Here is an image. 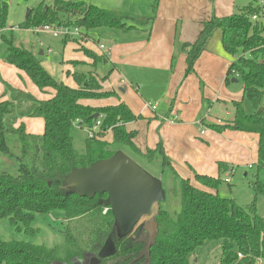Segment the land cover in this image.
Instances as JSON below:
<instances>
[{
    "label": "trees",
    "instance_id": "16d2710c",
    "mask_svg": "<svg viewBox=\"0 0 264 264\" xmlns=\"http://www.w3.org/2000/svg\"><path fill=\"white\" fill-rule=\"evenodd\" d=\"M10 1L0 0V59L24 71L40 91L52 89L55 94L40 99L2 80L6 87L3 96L10 94V98L0 101V157L12 162L13 167L0 170V219H9L17 232L34 237L39 232L33 226L37 214L62 210L63 226L59 230L62 241L54 246L0 237V264H73L88 255L98 256L111 235L116 252L105 257L103 264H193L191 256L209 240H222L218 264H254L264 259V217L258 212L257 197L252 203L241 205L234 198L222 197L218 191L226 182L225 173L235 169L234 166L219 162L218 176L195 172V181L201 185L197 186L190 178L178 175L162 138L155 148L140 149L135 142L137 131L128 130L126 124L143 116L136 115L125 102L101 107L83 104L82 100L106 99L117 92L104 90L101 81L91 73L76 70L71 73L76 87L55 79L38 55L18 46L13 31H6ZM261 1L252 0L228 16L214 14L203 23L196 41L188 47L185 45L188 75L195 72L198 58L207 50L213 35L220 32L223 49L232 59L225 83L229 85L233 78L243 80V101L250 102L251 111L245 109L243 101L234 100V119L229 118L226 123H205L203 119L201 124L219 133L231 129L257 134L255 165L259 172L264 170V5ZM159 3L156 0L155 15L150 17L84 2L54 0L51 6L41 4L33 8L20 26L23 29L46 24L85 27L87 33L82 34L86 36L89 30L97 28L126 33L142 30L150 34ZM63 14L69 17L63 18ZM82 48L96 63L107 61L105 54ZM108 77L103 76L102 82ZM25 118H42L43 132H30ZM98 121L101 124L97 135L88 137L85 151L79 152L74 146L75 126L92 130ZM110 132L112 142L105 139ZM112 143L127 146L148 162L162 158L163 165H168L179 177L181 206L169 211L161 203L156 217L158 234L149 252L146 242L135 239L139 228L125 237L117 235L111 208L98 202L106 193L89 198L63 185L73 167L89 166L112 156L116 152L111 149ZM252 187L257 195L264 193L261 181L252 182Z\"/></svg>",
    "mask_w": 264,
    "mask_h": 264
},
{
    "label": "crops",
    "instance_id": "0c3cea01",
    "mask_svg": "<svg viewBox=\"0 0 264 264\" xmlns=\"http://www.w3.org/2000/svg\"><path fill=\"white\" fill-rule=\"evenodd\" d=\"M249 2V0L243 1L244 4H249ZM241 3V0H160L157 17L150 34L142 30L126 33L109 28L93 29L98 33L96 36L89 35L91 40L88 42H82L79 45L73 41L64 43L62 47L64 49L62 61L66 64L64 82L72 87L77 86L71 74L74 68L70 61L80 60L86 63L93 61L85 55L83 46L94 50L97 54H106L107 61L99 66L104 63L110 65L111 68L103 74H109V77L106 81H101V84L104 90H115L117 95L106 99H86L81 102L94 107L125 102L133 112L137 113L142 109H148L149 106L148 102H145L136 88L132 86V81L137 80L134 79L136 73L132 72L133 68L146 65L143 67L162 71L169 76L166 94L172 97L173 94L178 93V99L181 93V103L178 107L172 106L169 112H162L156 116L150 113L154 115V127L160 124L161 132L158 135L151 133L152 135L146 137L143 143L137 144L139 148L142 150L147 147L155 148L159 139L162 138L165 151L171 158L178 175L190 178L197 186L201 185L195 181V172L218 176L219 162L233 165L235 173L238 167L254 169L259 139L257 134L231 129L219 133L206 126H200L199 122L196 124L194 120L182 121L184 117L195 119L203 105L202 97L209 101L212 98V102L215 101V105L211 104V107L207 109L208 114L205 115V120L213 121L211 123H226L224 116L233 117L232 101L236 99L230 90L231 86L225 83L232 59L224 51L222 43L219 47H212V50L207 48L198 58L195 72L188 75H186L187 50L185 45L196 41L203 23L210 20L214 14L218 17L231 15ZM219 36L221 38V34ZM99 44H105L108 50L102 51ZM198 76L201 78L200 81H204V92L200 86L197 90ZM2 80L13 87L30 91L40 99H49L55 94L52 89H46V92L40 91L24 71L0 59V101L10 97L9 94L3 96L5 85ZM234 83H239V81ZM191 87L196 88L193 93ZM222 94L224 96L221 99L219 97ZM168 103L172 105V101L168 100ZM214 109H218L221 113L212 115L211 110ZM173 114L175 116L169 117ZM165 118L172 120H165ZM174 118L176 119L173 120ZM32 119L34 118L24 119L27 128ZM134 122L126 124L128 130L134 129L132 128ZM43 130L44 127H42ZM193 256L194 254L191 256L192 262Z\"/></svg>",
    "mask_w": 264,
    "mask_h": 264
},
{
    "label": "rangeland",
    "instance_id": "374dc122",
    "mask_svg": "<svg viewBox=\"0 0 264 264\" xmlns=\"http://www.w3.org/2000/svg\"><path fill=\"white\" fill-rule=\"evenodd\" d=\"M73 2H84L87 4H93L99 6L100 8H104L107 10L113 11H122L132 15H141V16H154L155 15V4L156 0H70ZM242 3L238 6H247L252 0H249L248 3H243L244 0H241ZM54 3V0H11L9 15H8V24L10 26L7 27V32L12 30L15 35V42L18 46H24L25 48L33 51L36 55L41 58L42 64L49 70V72L53 75V77L57 80H65V72L66 68L65 62L62 61V57L64 55V46L65 41L77 43V45L82 44V42H88L91 40L90 36H86L82 33H87V29L85 27H74L67 26L71 28H79L80 34L78 36L71 37H63L66 39L64 41L63 38L55 37L51 35L49 32L39 30V27H33L30 29H23L20 25H22L26 20L28 13L33 9L37 8L39 5L43 4L44 7L51 6ZM244 4V5H242ZM63 18L69 17L66 14L62 15ZM72 18V17H71ZM43 26V25H41ZM64 26V25H58ZM17 29L16 31H14ZM98 32L96 30L88 31L89 35H95ZM220 32H216L209 45L208 50H212L213 48L219 47L221 45ZM51 49V52H49ZM44 52V53H41ZM85 53V51H84ZM86 55V54H85ZM106 55V54H105ZM90 57L93 61L91 63H86L80 60L70 61L74 71L77 72H85L91 73L98 80L102 81V77L109 75H103L111 68L110 65L102 64L99 66L102 61L95 62L94 58ZM105 58H108L106 55ZM231 59V58H230ZM142 67L133 68L132 72L136 73L134 79L132 81V86L136 88L138 94L142 97L145 102H148V109H142V111H138L136 115H142L143 118L140 120H135L132 128L137 131L136 136V144H141L146 140V137H150L153 133L157 135L160 134L159 125L155 128L154 125V115L152 116L150 113L161 114L162 112H169L172 109V106H177L181 103V93L179 98L177 99V94L175 93L171 96L166 94V88L169 82V76H167L164 72L158 71L154 68H144ZM104 72V73H103ZM127 74V73H126ZM128 75V74H127ZM199 81L196 84L197 90H199V86L201 90L204 92V81H200V77L198 76ZM68 80V79H67ZM132 80V79H131ZM72 83H74L73 80ZM69 82V80L67 81ZM67 84V83H66ZM227 86H231L230 90L234 93V99L238 101H243V80L239 79V83H230ZM6 88V87H5ZM192 93L195 89L191 87ZM177 91V89H176ZM39 93V92H38ZM40 94V93H39ZM219 94V93H218ZM10 95V94H9ZM224 94L220 95L219 98H223ZM214 97V96H213ZM10 98V97H9ZM203 105L201 110L197 113L195 119H189L188 117L182 118L184 120H194L196 124L201 122L203 119L205 120V115L207 113V109L211 107L210 105H215V101L212 102V98L207 100V98H203ZM168 100L172 101V105H169ZM212 102V103H211ZM244 107L247 111H251V104L247 99L243 101ZM152 105H155L156 108L153 109ZM206 109L204 111V108ZM221 112L218 109L211 110V114L219 115ZM210 114V113H209ZM222 114H226L222 112ZM174 114L169 116L173 117ZM222 118V117H221ZM225 120H228L230 116H224ZM162 123L161 119H159ZM211 120H205V123H211ZM42 118H34L30 120L28 123V130L31 132H43L42 127H44V123ZM199 124V123H198ZM201 126V124H199ZM198 125V127H199ZM152 133V134H151ZM89 137L88 128L86 126H75L73 131L74 138V146L79 152H84L86 148V141ZM106 140L112 142L113 135L112 133H108L105 137ZM138 146V145H137ZM139 147V146H138ZM112 150H123L128 155H130L133 159L139 162L142 166H144L147 170H149L155 176L161 178L162 185L166 192V200L162 202V206L172 211L174 209H179L181 206V187L179 177H176L173 171L170 169L168 165L164 166L162 163V158L155 159L152 162H148L146 159L139 157L135 153H133L127 146L112 143ZM13 167L12 162L9 160H5L4 157H0V170L2 169H11ZM247 173V174H246ZM232 181L227 182L225 177V181L223 182L218 191L222 197L234 198L241 205H248L252 203V201L257 197V207L258 212L261 216L264 217V193L256 194L254 188L252 187V182L261 181L264 183V170L258 171L255 167L251 168H242L238 167L237 172L231 177ZM106 210V209H105ZM62 210H55L47 215L37 214L35 217V221L33 226L39 229V232L36 236H29L25 232H17L15 228L10 223L9 219H0V237L6 240L11 239H19V240H30L38 244H46L47 246H54L62 241V236L59 230L62 228ZM222 240H209L203 246L197 248L194 253L193 264H218L222 255ZM73 264H83L82 262H77ZM254 264H264V259L258 260Z\"/></svg>",
    "mask_w": 264,
    "mask_h": 264
},
{
    "label": "water",
    "instance_id": "95a60500",
    "mask_svg": "<svg viewBox=\"0 0 264 264\" xmlns=\"http://www.w3.org/2000/svg\"><path fill=\"white\" fill-rule=\"evenodd\" d=\"M238 81L232 79V82ZM98 116L96 114L95 118ZM63 185L89 198L106 193L107 196L98 202L111 208L117 235L125 237L139 228L135 239L146 242L149 252L158 234L156 217L161 203L166 200L160 177L152 174L125 151L117 150L112 156L97 160L89 166L73 167L65 176ZM115 252L111 235L91 264H99Z\"/></svg>",
    "mask_w": 264,
    "mask_h": 264
},
{
    "label": "built area",
    "instance_id": "2783aa9c",
    "mask_svg": "<svg viewBox=\"0 0 264 264\" xmlns=\"http://www.w3.org/2000/svg\"><path fill=\"white\" fill-rule=\"evenodd\" d=\"M261 5H264V1H261ZM254 19H257L256 16H254ZM39 30H43L46 32H49L51 35L55 36V37H71L74 38L76 36H78V34H80V29L79 28H71V27H67V26H58V25H43V26H39L38 28V32ZM99 48L102 51H107V47L105 46V44H99ZM152 108L155 109L156 106L152 105ZM176 118H174L173 120H175ZM165 120H172V119H168L165 118ZM101 124V121H98L94 128L92 130H88L89 133V137L93 138L97 135V131L98 128ZM199 124H201V122H199ZM202 126V124H201ZM235 174V169L229 170L225 173V179L227 182H231L232 181V176ZM107 211V209L105 210V212ZM239 257H243L242 254H239Z\"/></svg>",
    "mask_w": 264,
    "mask_h": 264
},
{
    "label": "flooded vegetation",
    "instance_id": "af4514ba",
    "mask_svg": "<svg viewBox=\"0 0 264 264\" xmlns=\"http://www.w3.org/2000/svg\"><path fill=\"white\" fill-rule=\"evenodd\" d=\"M95 257H97V255H92V256L88 255L84 260H76L75 263L82 262L83 264H91L92 259ZM103 260L104 259H102V261L99 264H103V262H104Z\"/></svg>",
    "mask_w": 264,
    "mask_h": 264
}]
</instances>
